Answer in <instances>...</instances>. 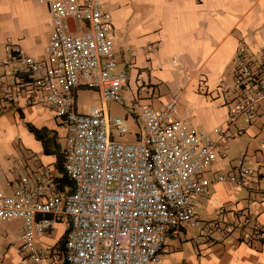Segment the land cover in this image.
Here are the masks:
<instances>
[{
    "label": "built area",
    "instance_id": "built-area-1",
    "mask_svg": "<svg viewBox=\"0 0 264 264\" xmlns=\"http://www.w3.org/2000/svg\"><path fill=\"white\" fill-rule=\"evenodd\" d=\"M40 1L48 4L52 24L44 58L0 40V108L41 104L67 130L62 177L45 166L32 177L0 182V223L24 222L22 257L29 264H162L172 235L186 227L197 229L198 245L263 238L250 211L220 207L216 218L202 219L196 201L214 183L251 184L245 152L231 171L205 173L241 117L264 118V50L236 56L225 124L206 131L179 116L188 73L160 108L136 95L130 112L139 130L133 132L127 118L110 115L104 105L123 104L130 75L118 68L113 18L103 0ZM82 87L99 92L103 105L80 111ZM128 134L135 138L124 139ZM59 222L68 224L64 246L40 247Z\"/></svg>",
    "mask_w": 264,
    "mask_h": 264
},
{
    "label": "crops",
    "instance_id": "crops-1",
    "mask_svg": "<svg viewBox=\"0 0 264 264\" xmlns=\"http://www.w3.org/2000/svg\"><path fill=\"white\" fill-rule=\"evenodd\" d=\"M103 4L113 18L111 37L118 68L130 75V88L123 92L129 110L136 95L143 103L160 108L182 89L190 73L192 79L182 90L179 116L191 118L206 131L227 122L236 56L240 52L258 56L264 50V0H103ZM51 33L48 4L0 0V40L18 42L28 54L44 58ZM83 89L88 88L78 92ZM104 105L109 111L107 103ZM28 124L56 134L62 155L65 152L67 130L46 107L0 108L2 183L20 175L32 177L45 166L54 168L59 177L64 174L63 163L56 154L45 153L42 141ZM233 132L222 157L205 176L231 171L236 157L245 152L251 184L246 188L228 182L212 184L209 192L197 199L196 212L202 219H214L220 207L246 209L264 231V118L237 122ZM61 181L66 185L64 178ZM5 224L14 226V231L0 232V264H29L20 253L24 222L13 220L0 226ZM59 225L64 227L66 239L68 224L59 222L39 240L40 247L61 248L57 243L60 235L53 237ZM197 234L191 227L175 232L162 264H264V237L198 245L194 241Z\"/></svg>",
    "mask_w": 264,
    "mask_h": 264
},
{
    "label": "rangeland",
    "instance_id": "rangeland-1",
    "mask_svg": "<svg viewBox=\"0 0 264 264\" xmlns=\"http://www.w3.org/2000/svg\"><path fill=\"white\" fill-rule=\"evenodd\" d=\"M102 103H103V99H102L100 93L97 92L96 90L83 89V90H80L78 92L77 105H78L79 110H81V111L88 110L92 105H103ZM107 108L109 110L108 112L110 113V115L127 118L131 131L134 132L136 130H139L138 119L135 117L134 114H132L130 112L129 108L126 107L125 103L119 104L115 101H108L107 102ZM244 121L246 122V118L241 117L238 121V124H241ZM238 136H240V135L237 134L236 137H238ZM125 138L126 139H133L135 137L132 134H128V135H126V137H124V139ZM62 141L64 143L65 139H62ZM206 218H211V217H206ZM13 227L14 226H12V225L9 226V225L5 224L4 226H0V232L3 234L11 233L12 231H14ZM63 230H64V227L59 225V226H57V228L55 229L54 234H53V237H55V238L60 235L59 242H57L58 247H62L63 243L65 242V234L62 232Z\"/></svg>",
    "mask_w": 264,
    "mask_h": 264
},
{
    "label": "trees",
    "instance_id": "trees-1",
    "mask_svg": "<svg viewBox=\"0 0 264 264\" xmlns=\"http://www.w3.org/2000/svg\"><path fill=\"white\" fill-rule=\"evenodd\" d=\"M31 132H33L37 139L41 140L44 145V151L46 154H56L60 163H63V155L61 153V146L57 141V135H50L47 129H37L33 125L28 124ZM66 180V179H65Z\"/></svg>",
    "mask_w": 264,
    "mask_h": 264
}]
</instances>
